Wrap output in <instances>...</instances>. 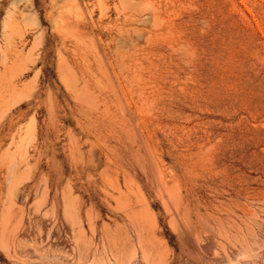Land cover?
<instances>
[{
  "label": "rangeland",
  "instance_id": "rangeland-1",
  "mask_svg": "<svg viewBox=\"0 0 264 264\" xmlns=\"http://www.w3.org/2000/svg\"><path fill=\"white\" fill-rule=\"evenodd\" d=\"M0 264H264V0H0Z\"/></svg>",
  "mask_w": 264,
  "mask_h": 264
}]
</instances>
